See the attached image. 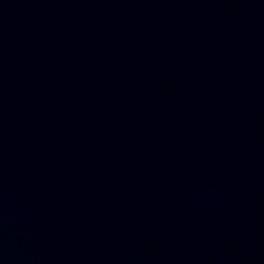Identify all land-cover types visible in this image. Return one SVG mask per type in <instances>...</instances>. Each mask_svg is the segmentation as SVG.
Masks as SVG:
<instances>
[{"label": "water", "instance_id": "95a60500", "mask_svg": "<svg viewBox=\"0 0 264 264\" xmlns=\"http://www.w3.org/2000/svg\"><path fill=\"white\" fill-rule=\"evenodd\" d=\"M0 264H264V0H0Z\"/></svg>", "mask_w": 264, "mask_h": 264}]
</instances>
